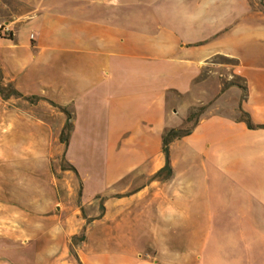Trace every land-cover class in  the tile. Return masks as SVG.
Masks as SVG:
<instances>
[{
  "label": "crops",
  "instance_id": "crops-1",
  "mask_svg": "<svg viewBox=\"0 0 264 264\" xmlns=\"http://www.w3.org/2000/svg\"><path fill=\"white\" fill-rule=\"evenodd\" d=\"M34 1L0 34V264H264V10ZM32 97L73 107L74 145L98 127L102 173L78 169L77 196Z\"/></svg>",
  "mask_w": 264,
  "mask_h": 264
},
{
  "label": "rangeland",
  "instance_id": "rangeland-1",
  "mask_svg": "<svg viewBox=\"0 0 264 264\" xmlns=\"http://www.w3.org/2000/svg\"><path fill=\"white\" fill-rule=\"evenodd\" d=\"M36 4L34 0H0V23L9 24L7 22L13 21L11 25H16L15 20L19 22L30 16L32 14L30 12ZM252 6L253 8L264 10V0H252ZM0 34L8 36V34H3L1 31ZM219 59L221 61H232L224 57H220ZM28 106L31 107L35 115L41 117L44 122L52 126L53 137L58 135L60 139L59 156L52 161V169L59 177L60 186L66 187L68 184L74 185L77 196V193H80L83 186L80 181L81 178H79V170L82 171V174H88L90 179L94 178V180L90 182L98 179L99 173H102V170L99 168V162H103V156L100 157L101 154L98 145L102 140L97 135L93 136L94 131L98 130V127L93 125L92 127L89 122L82 120L78 128L80 136H78L74 145V142L71 140L74 130L72 106H66L71 113V117L56 104L52 103V101L45 98L40 99L38 97H32ZM69 123L72 125L71 128L67 127ZM193 124L194 119L187 123V126L191 127ZM68 133L69 140L68 142H64L63 139ZM75 159H77V163ZM76 204H78V201H76ZM82 235L83 232L80 236Z\"/></svg>",
  "mask_w": 264,
  "mask_h": 264
},
{
  "label": "trees",
  "instance_id": "trees-1",
  "mask_svg": "<svg viewBox=\"0 0 264 264\" xmlns=\"http://www.w3.org/2000/svg\"><path fill=\"white\" fill-rule=\"evenodd\" d=\"M9 37H11V36H9ZM0 91L2 92V94L6 95V96L8 95L5 93V90H4L3 86L1 85V80H0ZM11 94L22 96V94L20 92H18L17 90H13L11 92ZM54 104H56V103H54ZM56 105L59 108H61L63 111L68 113L69 117H71V113L68 111V109L65 105H60V104H56ZM201 109L202 108H199V109L192 108L189 115H188L187 120L185 121V123L183 125H181L179 127H170V128L165 129V131L163 133V143H164V151H165L166 156H167V165L166 166H169V161H170V159H169V157H170V151H169L170 144L174 140L182 138L183 136H186L193 131V128L196 124L197 116L200 114ZM193 119H194V124L191 127H188L187 123L191 122ZM250 125H252L251 122H250ZM71 126L72 125L69 123L67 127L71 128ZM63 140L65 142H68L69 133L66 135V137H64Z\"/></svg>",
  "mask_w": 264,
  "mask_h": 264
},
{
  "label": "built area",
  "instance_id": "built-area-1",
  "mask_svg": "<svg viewBox=\"0 0 264 264\" xmlns=\"http://www.w3.org/2000/svg\"><path fill=\"white\" fill-rule=\"evenodd\" d=\"M0 31L3 34H8V36L12 35V28L9 26V24L0 23Z\"/></svg>",
  "mask_w": 264,
  "mask_h": 264
}]
</instances>
